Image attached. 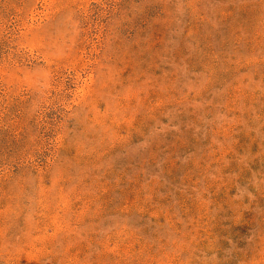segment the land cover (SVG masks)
Segmentation results:
<instances>
[{
    "label": "rangeland",
    "instance_id": "1",
    "mask_svg": "<svg viewBox=\"0 0 264 264\" xmlns=\"http://www.w3.org/2000/svg\"><path fill=\"white\" fill-rule=\"evenodd\" d=\"M0 264H264V0H0Z\"/></svg>",
    "mask_w": 264,
    "mask_h": 264
}]
</instances>
